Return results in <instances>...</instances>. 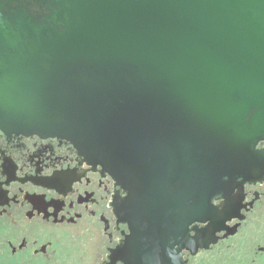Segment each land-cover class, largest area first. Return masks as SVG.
<instances>
[{"label":"water","instance_id":"water-1","mask_svg":"<svg viewBox=\"0 0 264 264\" xmlns=\"http://www.w3.org/2000/svg\"><path fill=\"white\" fill-rule=\"evenodd\" d=\"M0 128L102 164L172 264L264 167V0H0Z\"/></svg>","mask_w":264,"mask_h":264},{"label":"flooded vegetation","instance_id":"flooded-vegetation-1","mask_svg":"<svg viewBox=\"0 0 264 264\" xmlns=\"http://www.w3.org/2000/svg\"><path fill=\"white\" fill-rule=\"evenodd\" d=\"M256 149L264 154V139ZM256 170L213 197L214 218L190 225L174 264H264V167ZM129 198L71 141L0 128L1 264H165V248L144 244L124 220Z\"/></svg>","mask_w":264,"mask_h":264},{"label":"rangeland","instance_id":"rangeland-1","mask_svg":"<svg viewBox=\"0 0 264 264\" xmlns=\"http://www.w3.org/2000/svg\"><path fill=\"white\" fill-rule=\"evenodd\" d=\"M2 263V260L0 259V264ZM40 264V262H38Z\"/></svg>","mask_w":264,"mask_h":264}]
</instances>
